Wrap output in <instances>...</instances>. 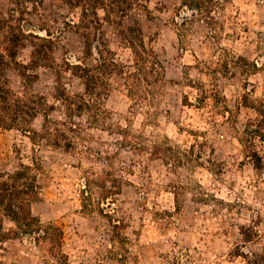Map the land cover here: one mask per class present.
Wrapping results in <instances>:
<instances>
[{
  "label": "rangeland",
  "instance_id": "rangeland-1",
  "mask_svg": "<svg viewBox=\"0 0 264 264\" xmlns=\"http://www.w3.org/2000/svg\"><path fill=\"white\" fill-rule=\"evenodd\" d=\"M11 6L0 0L1 16ZM79 15L64 0L31 10L30 29L53 41L52 66L31 70L35 79L27 87L15 70L7 76L14 91L44 96L53 120L74 123L71 145L34 144L29 133L0 129V172L32 168L40 185L32 212L58 228L57 253L65 258L57 262L27 238H6L0 264H249L243 255L252 262L264 254V170H256L239 141L253 116L240 105L244 96L264 98V0H218L213 24L180 0H135L118 21L157 53L162 77L140 103L114 71L98 121L69 111L62 99L84 93L71 70L84 51L69 25ZM104 15L100 10L95 46L132 64L120 28ZM30 52L23 49L18 60L29 63ZM98 58L95 50L92 64ZM252 64L258 68L247 71ZM208 65L218 73L210 75ZM198 82L219 96L203 109ZM42 123L39 114L33 127ZM11 227L4 220V232Z\"/></svg>",
  "mask_w": 264,
  "mask_h": 264
},
{
  "label": "trees",
  "instance_id": "trees-1",
  "mask_svg": "<svg viewBox=\"0 0 264 264\" xmlns=\"http://www.w3.org/2000/svg\"><path fill=\"white\" fill-rule=\"evenodd\" d=\"M44 0H11L12 6L7 16L0 14V129H16L22 133H29L34 144L45 141L48 146L61 148L67 145L69 132L74 131L72 121L53 120L47 110L50 108L46 98L32 93H18L14 91L8 80V72L15 70L22 78L24 87L35 79L31 73L36 67L52 66L51 52L53 41L40 36L30 29L32 22L28 20L31 10L36 9ZM135 0H64L74 10H80L79 21L69 24L84 41L83 57L79 64L72 66V72L84 84L81 95H67L62 98L69 111H87L92 113L94 121L100 118L101 101L107 94V78L115 71L124 76L126 86L131 97L142 103L153 95L154 88L162 77L164 66L157 53L148 47L138 30L123 28L122 22L134 7ZM181 6L196 12L201 17H207L208 23H215L212 12L218 7V0H180ZM104 12L103 21L116 24L119 36L124 39L132 50L133 63L124 65L115 61L113 53L102 44L101 49L95 46L99 38L102 20L99 11ZM141 30L139 29V34ZM142 33V32H141ZM31 48L29 63L18 60L20 51ZM96 50L97 64H92ZM104 53H107L106 56ZM244 61V58L239 60ZM246 61V60H245ZM228 64H221V68L228 70ZM239 67V63L234 61ZM71 66L70 64H68ZM210 75H216L218 69L208 65L205 67ZM256 64L248 65L247 71L257 69ZM199 92L196 101L198 108L208 107L211 98L219 96L209 90L203 82L196 83ZM215 93V94H213ZM240 105L250 109L253 116L245 123L239 138L244 147L247 159L252 160L256 170H264V98L252 99L245 95ZM43 115L40 130L33 127L36 117ZM157 153H162L157 147ZM87 181V185L91 184ZM40 185L30 166L21 165L13 172H0V239L27 238L40 249L47 250L50 255L62 262L65 258L57 253L58 228L44 225L34 216L32 204L38 199ZM4 220H9L13 227L7 232L3 230ZM249 264H264V254H257L252 262L242 256Z\"/></svg>",
  "mask_w": 264,
  "mask_h": 264
}]
</instances>
